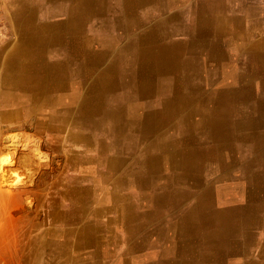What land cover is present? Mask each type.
<instances>
[{"label":"crops","instance_id":"0c3cea01","mask_svg":"<svg viewBox=\"0 0 264 264\" xmlns=\"http://www.w3.org/2000/svg\"><path fill=\"white\" fill-rule=\"evenodd\" d=\"M73 2L0 0V130L64 133L56 146L85 169L81 179H101L89 171L103 173L111 147L118 152L117 187L103 183L96 220L71 227L76 249L64 251L65 264H264V0H126L118 10L119 0H88L82 66L109 91L117 77L100 96L138 121L120 124L113 146L107 124L82 125L71 111L88 106L98 85L91 74L74 77ZM123 14L141 25L127 31ZM193 40L202 53L184 63ZM192 96L193 114L183 101Z\"/></svg>","mask_w":264,"mask_h":264},{"label":"rangeland","instance_id":"374dc122","mask_svg":"<svg viewBox=\"0 0 264 264\" xmlns=\"http://www.w3.org/2000/svg\"><path fill=\"white\" fill-rule=\"evenodd\" d=\"M9 127L0 130V264H65L64 251L76 249L71 247L75 245L71 230L73 225L80 228L79 206L95 208L103 195L96 191L95 197L89 195L93 180L81 179L87 173L67 164L64 147L56 146L65 144L64 133ZM6 137L12 142L6 143ZM83 186L84 202L79 190Z\"/></svg>","mask_w":264,"mask_h":264},{"label":"bare ground","instance_id":"6f19581e","mask_svg":"<svg viewBox=\"0 0 264 264\" xmlns=\"http://www.w3.org/2000/svg\"><path fill=\"white\" fill-rule=\"evenodd\" d=\"M94 1H98V2H100V0H94ZM125 2H126V0H119V2L117 3V10H118V7H123L124 6V4H125ZM88 3V0H74V2H73V5H72V11H73V18H72V21H73V32H76L79 36H80V39H76V48L74 49V50H76L77 51V58H76V62H75V66L73 67V69H74V77L75 78H77V79H79V83H80V80H81V78H83L85 75H92L94 78H95V80H96V83L98 84L97 85V87L95 88V93H96V96H94V97H92V98H88V106H86L85 107V102L83 101V100H79L80 101V107H78L77 109H78V111L77 110H75V109H71V111H74V112H78L79 113V119H80V123L82 124V125H85V126H87V125H93V126H95V128L96 127H98V125L101 123V124H107L108 125V135H109V137H110V144H111V146H113L114 145V143L116 144L117 143V141H118V139H119V131H117L116 130V128L117 127H119V125L120 124H122V123H125L126 125L128 124V123H130V127L131 126H133V125H135L138 121H136V119L137 118H134V116H132L130 119H127V120H124L123 119V116L121 115V109L118 107V105H119V103H120V100H115V99H113V98H110V99H108V97L107 98H103V97H101L100 95L101 94H103V92H105V93H107L108 94V92H111V91H113L114 90V86H115V82H116V80H117V77H115V78H113L112 79V81H111V83L109 84V86H110V91L109 90H107V86L105 85V86H101L100 85V80H102V75H97V73H96V68L94 67V68H87V66H82V63L81 62H83L84 63V59L86 60V56H84V50H83V52L81 51V47H82V44H84V42H82L81 41V30H83V28H84V21H83V18H84V13H83V11L84 10H87V4ZM101 3V2H100ZM114 3V2H113ZM102 4V3H101ZM105 9V8H104ZM91 12V11H90ZM124 15L125 14H123V17H124ZM224 17V16H223ZM238 17V16H237ZM11 18V17H10ZM41 20V19H40ZM115 20V19H114ZM42 21V20H41ZM36 22V21H35ZM115 22V24L117 25V22L116 21H114ZM38 23V22H37ZM253 24V23H252ZM116 25H114V26H116ZM141 24H140V21L139 20H136L135 19V24H134V22H133V20L131 19V18H128V17H124V28L128 31L129 29L131 30L132 28H134L135 26H140ZM35 27H36V25H35ZM254 27V26H253ZM256 27V26H255ZM258 27V26H257ZM226 28V27H225ZM38 29V28H37ZM220 30V29H219ZM40 31V30H39ZM260 31V30H259ZM140 32V31H139ZM42 34V33H41ZM73 35V34H72ZM78 38V37H77ZM204 38V37H203ZM40 39V38H39ZM73 39V38H72ZM202 39V38H201ZM39 41V40H38ZM45 42H46V40H45ZM96 42V41H95ZM136 42H139V40L137 39V41ZM195 42H196V40H193V41H190V45H191V51L189 52V55L186 57V60L184 61V63L185 62H190V61H192L193 62V60H194V57L197 55V54H199V53H202L201 51H196L195 49H192L193 48V46L195 45ZM262 45V44H261ZM41 46V45H40ZM63 47V46H62ZM84 47V46H83ZM44 48V47H43ZM58 49V48H57ZM56 49V50H57ZM95 49V48H94ZM38 50V49H37ZM68 51V50H67ZM34 52H35V50H34ZM216 52H217V50H216ZM223 52V51H222ZM258 53V52H257ZM38 54V53H37ZM211 54V53H210ZM223 54V53H222ZM259 54V53H258ZM42 55V54H41ZM121 55V54H120ZM200 55V54H199ZM203 55V54H202ZM209 55V54H208ZM215 55V54H214ZM228 55V54H227ZM257 55V54H256ZM256 55H254V56H256ZM39 56V55H38ZM75 56H76V53H75ZM210 56V55H209ZM206 57V56H205ZM215 57V56H214ZM218 57V56H217ZM217 57H216V59H217ZM225 57V56H224ZM84 58V59H83ZM132 58V57H131ZM210 58V57H209ZM260 60H264V53H262L261 55H260V57H258ZM223 59V58H222ZM225 59V58H224ZM130 60V59H129ZM201 61V60H200ZM128 63V62H127ZM203 63V62H202ZM130 64V63H129ZM132 64H134V63H132ZM225 64H227V63H225ZM74 65V64H73ZM208 65V64H207ZM210 65V64H209ZM212 65V64H211ZM183 67V66H182ZM200 68H201V66H199ZM213 67V66H212ZM229 67V66H228ZM228 67H226V69L228 68ZM117 68V67H116ZM132 68V67H131ZM211 68V67H210ZM225 68V67H224ZM243 68V67H242ZM185 69V68H184ZM202 69V68H201ZM211 70V69H210ZM186 71V70H185ZM212 71V70H211ZM211 71L209 72V73H211ZM117 72V71H116ZM204 72H206V71H204ZM194 74H195V72H193ZM223 73V72H222ZM233 73V72H232ZM67 74V73H66ZM104 74V73H103ZM188 74L189 73H187V74H185V79H189V78H193V76H189L188 77ZM251 74V73H250ZM253 74V73H252ZM114 75V74H113ZM193 75V74H192ZM201 75V74H200ZM210 75V74H209ZM209 75L207 76V77H209ZM211 75H213L212 73H211ZM117 76V75H116ZM123 76V75H122ZM135 76V75H134ZM196 76V75H195ZM103 77H105L104 75H103ZM93 78V79H94ZM112 78V77H111ZM124 78V77H123ZM122 78V79H123ZM132 78V77H131ZM108 80V79H107ZM67 81V80H66ZM69 81V80H68ZM85 81V80H84ZM139 81V80H138ZM226 81V80H225ZM106 82V81H105ZM104 82V83H105ZM133 82V81H132ZM228 82V81H227ZM209 83V82H208ZM49 84V83H48ZM52 85V84H51ZM67 85V84H66ZM81 85V84H80ZM126 85V84H125ZM189 83H184V88L186 89V88H189ZM227 85H229V84H227ZM45 86V85H44ZM50 86V85H49ZM121 86V85H120ZM134 86V85H133ZM65 87V86H64ZM136 87H137V85H136ZM172 87V86H171ZM223 87H225V86H223ZM57 88V87H56ZM130 88V87H129ZM131 88H133V87H131ZM181 87H179V89H180ZM42 89V88H41ZM47 89H48V87H47ZM120 89V88H119ZM169 89V88H168ZM179 89H178V91H179ZM137 90V89H136ZM227 90H228V88H227ZM123 91V90H122ZM181 91V90H180ZM78 92V91H77ZM119 92V91H118ZM126 92V91H125ZM183 92V91H182ZM231 92V91H230ZM229 92V93H230ZM116 93H117V91H116ZM115 93V94H116ZM134 93V92H133ZM118 94V93H117ZM121 94V93H120ZM119 94V95H120ZM114 95V94H113ZM125 95V94H124ZM43 96V95H42ZM59 96V95H58ZM103 96V95H102ZM111 96H112V94H111ZM121 96V95H120ZM203 96V95H202ZM231 96V94H224L223 95V97H221L222 98V101H220L219 102V106L217 107L218 108V110H220L221 108H222V106H228V103H227V105H225L226 104V102H228V101H230V99H229V97ZM116 97V96H115ZM126 97V96H125ZM13 98V97H12ZM11 98V99H12ZM46 98V97H45ZM44 98V99H45ZM206 98V97H205ZM15 99V98H14ZM108 99V100H107ZM127 99V98H126ZM232 99V98H231ZM197 98L195 97V98H193V96L192 97H189V98H185L183 101H184V103L186 104V106H189L192 110H190V112H192V114L194 113V112H197L198 110H195V103L197 102ZM13 102H14V100H12ZM75 101V100H74ZM73 101V102H74ZM215 101V100H214ZM241 101H242V98H236V103H238V104H240L241 103ZM11 102V101H10ZM42 102V101H41ZM206 102H207V100H206ZM246 102V101H245ZM244 102V103H245ZM69 103V102H68ZM140 103H142V102H140ZM143 104H144V102H143ZM73 105V104H72ZM71 105V106H72ZM122 105V104H121ZM206 105V104H205ZM204 105V106H205ZM37 106V105H36ZM56 106H59V105H56ZM231 106V105H230ZM246 106H248L247 104H244V106L243 107H246ZM2 107V106H1ZM0 107V108H1ZM15 107V106H14ZM62 107V106H61ZM210 107V106H209ZM212 107V106H211ZM233 107H234V104H233ZM242 107V106H241ZM6 108V107H5ZM37 108V107H36ZM123 108V107H122ZM125 108L126 109H131V108H133V107H130V108H127L126 106H125ZM216 108V109H217ZM4 109V108H3ZM49 109V108H48ZM57 109V108H56ZM61 109V108H60ZM59 109V110H60ZM63 109V108H62ZM65 109V108H64ZM140 109V108H139ZM149 109V108H148ZM135 110V109H134ZM217 110V111H218ZM126 111V110H125ZM131 111H133V109L131 110ZM137 111V110H136ZM64 112V111H63ZM66 112V111H65ZM123 112H124V110H123ZM148 112V111H147ZM40 113V112H39ZM51 113V112H50ZM93 113H95L96 114V116L98 117L99 116V121H93L92 120V118L94 119V117H93ZM133 113H135V112H133ZM139 113V112H138ZM142 113V112H141ZM146 113V112H145ZM73 114V113H72ZM125 114V113H124ZM136 115V114H135ZM138 115V114H137ZM60 116V115H59ZM67 116V115H66ZM126 116V115H125ZM144 116V115H143ZM55 117H57V116H55ZM145 118H147L146 116H145ZM126 119V118H125ZM141 119V118H140ZM142 119H143V117H142ZM61 120V119H60ZM76 121V120H75ZM79 121V120H78ZM143 121V120H142ZM79 123V124H80ZM56 124V123H55ZM148 124V122H146V124H142L143 126H146ZM245 124V123H244ZM50 125H52V124H50ZM138 125V124H137ZM67 126V125H66ZM66 126H65V128H66ZM55 127V126H54ZM60 127V126H59ZM127 127V126H126ZM130 127H129V129H130ZM79 128V127H78ZM94 128V129H95ZM57 129V128H56ZM69 129V128H68ZM85 129V128H84ZM70 130V129H69ZM141 130V129H140ZM89 131V130H88ZM87 131V133L89 134V132ZM128 131V130H127ZM95 133H96V131H94ZM129 132V131H128ZM137 132H139V133H141V134H143L144 132H141V131H137ZM70 133V132H69ZM136 133V132H135ZM75 135V134H74ZM90 135H92V134H90ZM137 135V134H136ZM76 136H78V135H76ZM97 136V135H96ZM124 136H126V135H124ZM137 137H139V136H137ZM76 138V137H75ZM89 138V137H88ZM121 138V137H120ZM131 138V137H130ZM15 139V138H14ZM79 139V138H78ZM99 139V138H98ZM103 139V138H102ZM129 139V138H128ZM13 140V139H12ZM27 140V139H26ZM70 140V139H69ZM104 140V139H103ZM137 140V139H136ZM122 141H123V139H122ZM130 141V140H129ZM137 141H140V140H137ZM5 142L6 143H11L12 141H10V139H9V137L7 138H5ZM98 142V141H97ZM109 142V141H108ZM147 142V141H146ZM31 143V142H30ZM28 141L26 142V144H30ZM72 143V142H71ZM74 143V142H73ZM159 143V142H158ZM161 143V142H160ZM133 144V143H132ZM16 145V144H15ZM12 146V145H11ZM35 146V145H34ZM75 146V145H74ZM103 146V145H102ZM107 146V145H106ZM123 146V145H122ZM135 146V145H134ZM145 146V145H144ZM148 146V145H147ZM14 147V146H13ZM98 147H100V146H98ZM104 147V146H103ZM102 147V148H103ZM119 147V146H118ZM75 148V147H74ZM112 148V155L109 157V158H107L106 160V164H105V170H104V172L102 173H100L99 171H98V173H96L97 171L95 170V174L96 175H100V176H102V178L101 179H92L93 180V184H94V186H93V189H91L90 190V187H88V194L89 195H93V197H95V192L94 191H96L97 193H98V191H102V187H103V183H109V185L111 184V187L113 188V189H116V187H117V184H118V182L116 183V182H114V175L116 176L117 175V170H118V159H116V158H118V152H114V149H113V147H111ZM104 149V148H103ZM108 149V148H107ZM118 149V148H117ZM130 150V149H129ZM129 150H127L126 152H128ZM142 150V149H141ZM159 151V150H158ZM33 152H37V149H35ZM32 153V152H31ZM85 153V152H84ZM141 153V152H140ZM162 153V152H161ZM36 154H39V153H36ZM41 155V154H40ZM78 155V154H77ZM80 156V155H79ZM84 156V155H83ZM160 156V155H159ZM88 157V156H87ZM90 157V156H89ZM86 158V157H85ZM144 158V157H143ZM142 158V159H143ZM95 159V158H94ZM148 160V159H147ZM133 161V160H132ZM135 161V160H134ZM138 161V160H137ZM101 162V161H100ZM139 162V161H138ZM83 163V162H82ZM85 163V162H84ZM124 169V168H123ZM159 169H161L160 167H159ZM125 170V169H124ZM135 170V169H134ZM137 170V169H136ZM83 171V170H82ZM85 171V170H84ZM83 171V172H84ZM123 171V170H122ZM140 171V170H139ZM159 171V170H158ZM151 172V171H150ZM157 172V171H156ZM127 173V172H126ZM90 174V173H89ZM125 174V173H124ZM155 175V174H154ZM236 175V174H235ZM92 176V175H91ZM123 176V175H122ZM125 176V175H124ZM123 176V177H124ZM131 176V175H130ZM152 176V175H151ZM123 180V179H122ZM144 180V179H143ZM146 180V179H145ZM119 181V180H118ZM155 181V180H154ZM156 181H158V179L156 180ZM152 182V181H151ZM159 183H160V180H159ZM164 183V182H163ZM227 183V182H226ZM230 183V182H229ZM235 183V182H234ZM237 183H238V181H237ZM148 184V183H147ZM153 184V183H152ZM108 185V186H109ZM149 185V184H148ZM157 185V184H156ZM119 186V185H118ZM146 186V185H145ZM220 186V185H219ZM87 187V186H86ZM86 187H81L79 190H81L80 191V193H81V195H80V200H82V202H84L83 201V197L84 196H86L87 195V193L85 192V188ZM149 187V186H148ZM156 187V186H155ZM159 187H161V186H159ZM228 189V188H227ZM91 192H93V193H91ZM110 190V189H109ZM127 190V189H126ZM163 190V189H162ZM161 191V190H160ZM230 191V190H229ZM99 192V193H100ZM175 192V191H174ZM225 192V191H224ZM226 192H227V190H226ZM225 192V193H226ZM79 193V194H80ZM98 193V194H99ZM149 193V192H148ZM150 193H151V191H150ZM221 193H223V192H221ZM220 193V194H221ZM175 194V193H174ZM152 195V194H151ZM226 195V194H225ZM188 196V195H187ZM228 196V195H227ZM233 196V195H232ZM231 196V197H232ZM102 197V196H101ZM131 198V197H130ZM190 198V197H189ZM114 194H113V192H110L109 194H108V198H107V200H108V203H110V202H113L114 201ZM148 199V198H147ZM253 199H255V198H253ZM146 200V199H145ZM98 201H99V199H98ZM133 201V200H132ZM175 201V200H174ZM184 201V200H183ZM227 201H229V200H227ZM233 201V200H232ZM101 202V201H100ZM140 202V201H139ZM148 202V201H147ZM200 202H201V200H200ZM207 202H209V201H207ZM134 204H136V203H134ZM141 204H142V202H141ZM147 204V203H146ZM152 205V204H151ZM165 205V204H164ZM104 206V205H103ZM136 206V205H135ZM139 206V205H138ZM107 207V206H106ZM146 207V206H145ZM196 207V206H195ZM194 207V208H195ZM213 207V206H212ZM95 208H98L97 206L95 207ZM94 208V209H95ZM102 208H104V207H102ZM118 208V207H117ZM160 208V207H159ZM251 209V208H250ZM85 210H86V207H82L81 209H80V213L82 214V216H81V221H90V218L92 217V216H96L97 214H98V212H97V210L96 211H94V213L92 214V212L90 211V210H88V211H86V213H85ZM93 210V209H92ZM139 213V212H138ZM148 214H149V212H148ZM185 214V213H184ZM188 214V213H187ZM181 215H183L182 213H181ZM208 215V214H207ZM212 215V214H211ZM239 215H241L240 213H239ZM152 216V215H151ZM184 216V215H183ZM113 217V216H112ZM182 217V216H181ZM120 218V217H119ZM179 218V217H178ZM185 218H186V216H185ZM208 218V217H207ZM211 218V217H210ZM212 219V218H211ZM107 220V219H106ZM176 220V219H175ZM188 220V219H187ZM197 220V219H196ZM225 220V219H224ZM227 220V219H226ZM182 221V220H181ZM202 221V220H201ZM212 221V220H211ZM188 222V221H187ZM200 222V221H199ZM79 223V222H78ZM146 223H147V221H146ZM171 223V222H170ZM184 223V222H183ZM192 223V222H191ZM203 223V222H202ZM93 224V223H92ZM136 224V223H135ZM188 224V223H187ZM82 225V224H81ZM175 225V224H174ZM225 225V224H224ZM227 225V224H226ZM83 226V225H82ZM88 226V225H87ZM122 226V225H121ZM145 226V225H144ZM144 226H142V227H144ZM204 226V225H203ZM128 227V226H127ZM209 227V226H208ZM115 228V227H114ZM120 228V227H119ZM170 228H171V226H170ZM190 228V227H189ZM226 228V227H225ZM87 229H89V228H87ZM228 229V228H227ZM125 230H126V228H125ZM171 230V229H170ZM190 230V229H189ZM202 230V229H201ZM110 231H112V228H111V230ZM172 231V230H171ZM113 232V231H112ZM123 232V231H122ZM190 232V231H189ZM75 233V232H74ZM127 233V232H126ZM95 234V233H94ZM98 235V234H97ZM101 235V234H100ZM152 235V234H151ZM191 235V234H190ZM189 235V236H190ZM71 236H72V234H71ZM95 236V235H94ZM102 236V235H101ZM184 236V235H183ZM97 237V236H96ZM105 237V236H104ZM114 237V236H113ZM128 237V236H127ZM171 237V236H170ZM147 239H148V237H146ZM83 239V238H82ZM118 239V238H117ZM171 240V239H170ZM177 240V239H176ZM80 241V240H79ZM143 241V240H142ZM149 241V240H148ZM105 242V241H104ZM146 242H147V240H146ZM168 242V241H167ZM171 242V241H170ZM192 242V241H191ZM74 243H76V242H74ZM73 243V244H74ZM85 243V242H84ZM83 243V244H84ZM145 243V242H144ZM143 243V244H144ZM172 243V242H171ZM118 244V243H117ZM187 244V243H186ZM86 245V244H85ZM119 245V244H118ZM129 245V244H128ZM190 245V244H189ZM88 246V245H87ZM109 246V245H108ZM120 246V245H119ZM146 246V245H145ZM170 246V245H169ZM172 246V245H171ZM72 247V246H71ZM70 247V248H71ZM75 247V246H74ZM79 247V246H78ZM106 247V246H105ZM126 247V246H125ZM132 247V246H131ZM60 248V247H59ZM104 248V247H103ZM112 248V247H111ZM169 248V247H168ZM65 249V248H64ZM74 249V248H73ZM110 249V248H109ZM108 249V250H109ZM125 249H127V248H125ZM136 249V248H135ZM173 249V248H172ZM90 250V249H89ZM192 250V249H191ZM216 250H218V249H216ZM224 250V249H223ZM63 252V251H62ZM116 252V251H115ZM217 252V251H216ZM167 253V252H166ZM196 253V252H195ZM224 253V252H223ZM87 254V253H86ZM199 254V253H198ZM227 254V253H226ZM228 254H229V252H228ZM227 254V255H228ZM163 255V254H162ZM175 255V254H174ZM177 255V254H176ZM195 255V254H194ZM221 256V255H220ZM84 257V256H83ZM179 257V256H178ZM198 257V256H197ZM200 257V256H199ZM205 257V256H204ZM75 258H76V256H75ZM163 258V257H162ZM206 258V257H205ZM77 259H79V258H77ZM169 259H170V256H169ZM203 259V258H202ZM217 259V258H216ZM160 260V259H159ZM182 260V259H181ZM187 260V259H186ZM207 260V259H206ZM212 260V259H211ZM109 261V260H108ZM55 262V261H54ZM71 262V261H70ZM156 262V261H155ZM195 262V261H194ZM205 262V261H204ZM211 262V261H210ZM215 262V261H214ZM147 263V262H146ZM202 263V262H201ZM54 264V263H53ZM60 264V263H59ZM76 264V263H75ZM96 264V263H95ZM98 264H100V263H98ZM195 264H198V263H195ZM203 264V263H202ZM213 264V263H212ZM219 264V263H218Z\"/></svg>","mask_w":264,"mask_h":264}]
</instances>
